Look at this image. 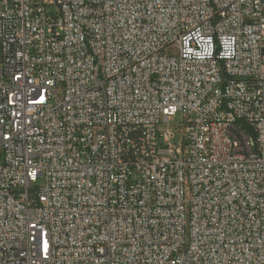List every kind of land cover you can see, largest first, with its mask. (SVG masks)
<instances>
[{
    "label": "built area",
    "instance_id": "1",
    "mask_svg": "<svg viewBox=\"0 0 264 264\" xmlns=\"http://www.w3.org/2000/svg\"><path fill=\"white\" fill-rule=\"evenodd\" d=\"M0 264H264V0H0Z\"/></svg>",
    "mask_w": 264,
    "mask_h": 264
},
{
    "label": "rangeland",
    "instance_id": "2",
    "mask_svg": "<svg viewBox=\"0 0 264 264\" xmlns=\"http://www.w3.org/2000/svg\"><path fill=\"white\" fill-rule=\"evenodd\" d=\"M58 10L57 7L53 8V12H56ZM183 122V115L181 113L177 114L175 117L172 118L170 125L167 124H163L162 126H160L161 130H165L166 128H171L173 130H176L177 126H179L181 123ZM178 138L176 140H174L173 142H177ZM41 184V182L39 183V185Z\"/></svg>",
    "mask_w": 264,
    "mask_h": 264
}]
</instances>
